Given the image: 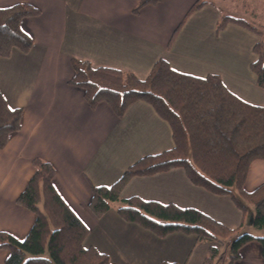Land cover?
<instances>
[{
    "label": "crops",
    "instance_id": "1",
    "mask_svg": "<svg viewBox=\"0 0 264 264\" xmlns=\"http://www.w3.org/2000/svg\"><path fill=\"white\" fill-rule=\"evenodd\" d=\"M141 1L0 0V9L26 4L39 11L20 23L30 51L0 58V93L11 109L22 110L20 130L0 150V232L19 241L30 232L35 215L16 200L34 175L32 161L39 159L53 167L55 191L88 229L85 245L111 264H202L210 245L197 243L194 235L160 239L124 222L114 208L100 218L89 210L91 186H111L137 160L169 150L173 142L168 125L146 103L130 105L121 118L105 103L89 108L83 90L69 84L71 60L139 80L164 60L181 74L217 75L237 98L264 107V91L250 70L259 38L234 24L217 31L220 13L209 5L185 19L197 0H161L133 14ZM262 184L264 161H254L243 189L250 193ZM130 197L195 209L228 229L264 236L253 230L252 207L245 215L229 197L192 185L182 169L131 179L121 193ZM239 256L235 264H264L255 241L241 247ZM7 257L0 250V264Z\"/></svg>",
    "mask_w": 264,
    "mask_h": 264
},
{
    "label": "trees",
    "instance_id": "2",
    "mask_svg": "<svg viewBox=\"0 0 264 264\" xmlns=\"http://www.w3.org/2000/svg\"><path fill=\"white\" fill-rule=\"evenodd\" d=\"M160 1L142 0L133 14ZM225 1L228 0H197L185 19L209 5L220 13L217 31L234 24L255 34L259 41L253 47L256 60L250 70L257 87L264 91V35L253 20L255 11L226 15L222 10ZM38 16L39 11L26 4L0 9V58H9L13 50L22 54L30 51L32 42L20 23L24 18ZM71 68L74 76L69 84L83 90L89 108L105 103L121 118L130 105L146 103L168 125L173 142L171 149L137 160L111 186H91L88 208L96 218L114 208L124 222L157 238L174 233L194 235L197 243L210 244L202 264H235L241 247L253 241L260 244L264 259L262 235H240V230L228 229L195 209L138 197L121 198L133 178L182 169L192 185L215 196L229 197L242 213L252 207L253 228L264 233V184L250 193L243 189L249 166L254 161H264V107L237 98L217 75L198 78L181 74L164 60L153 65L145 80L114 69L93 68L75 59L71 60ZM21 114L22 110L11 109L0 93V150L9 135L20 130ZM32 165L34 175L16 203L32 212L35 222L22 241L0 232V250L8 252L4 264H111L107 255L85 245L88 229L55 191L53 167L39 159Z\"/></svg>",
    "mask_w": 264,
    "mask_h": 264
},
{
    "label": "rangeland",
    "instance_id": "3",
    "mask_svg": "<svg viewBox=\"0 0 264 264\" xmlns=\"http://www.w3.org/2000/svg\"><path fill=\"white\" fill-rule=\"evenodd\" d=\"M234 1L233 0L225 1L226 3L224 4V6H222V10H224V14H226V15L233 14L234 15L235 13H238V12L241 14H244V12L247 10H249V12L251 10H254L255 14H256V19H253V20H254L256 25L259 24V26L261 27L260 29L264 35V0H237L236 2H234ZM245 15H247L248 18H253V16L250 13H245ZM246 213L247 212H245V215H246ZM246 230H248V229H246ZM253 230H254V228H253ZM248 231L249 232L239 231V234L240 235H242V234L254 235V233H252V229H250Z\"/></svg>",
    "mask_w": 264,
    "mask_h": 264
}]
</instances>
